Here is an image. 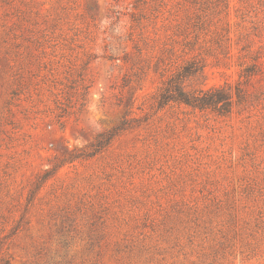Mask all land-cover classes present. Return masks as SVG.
<instances>
[{
    "label": "rangeland",
    "instance_id": "obj_1",
    "mask_svg": "<svg viewBox=\"0 0 264 264\" xmlns=\"http://www.w3.org/2000/svg\"><path fill=\"white\" fill-rule=\"evenodd\" d=\"M0 264H264V0H0Z\"/></svg>",
    "mask_w": 264,
    "mask_h": 264
},
{
    "label": "trees",
    "instance_id": "obj_2",
    "mask_svg": "<svg viewBox=\"0 0 264 264\" xmlns=\"http://www.w3.org/2000/svg\"><path fill=\"white\" fill-rule=\"evenodd\" d=\"M198 61H187L179 69L162 82L155 93L158 106L182 104L191 109L227 113L232 106V94L228 86L211 87L206 90L188 91L183 82L201 71ZM247 70V69H246Z\"/></svg>",
    "mask_w": 264,
    "mask_h": 264
}]
</instances>
